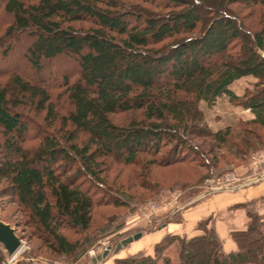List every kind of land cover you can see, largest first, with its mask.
<instances>
[{"label":"trees","instance_id":"obj_1","mask_svg":"<svg viewBox=\"0 0 264 264\" xmlns=\"http://www.w3.org/2000/svg\"><path fill=\"white\" fill-rule=\"evenodd\" d=\"M3 1L2 9L12 20L0 37L5 63L13 60V48L3 46L4 41L12 44L23 36L32 41L23 61L36 73L42 74L46 63L61 60L77 67L76 78L53 80L61 90L57 99L69 107L61 117L46 83L32 85L16 75L11 99V91L0 81V128L7 137L0 161V179L8 183L4 195L24 210L57 256L79 258L85 252L62 230H90L101 201L81 181L106 190L104 160L129 166L150 155L151 164L163 168L195 160L211 166L194 139L226 147L232 128L210 129L200 104H212L223 95L236 101L230 86L242 78L264 85V29L248 28L246 17L234 9H257L264 19V0ZM26 101L45 113L51 129L56 126L31 150L24 148L28 128L17 110ZM242 105L255 116L252 125L264 128V91L247 95ZM119 116H128L130 123L116 124ZM244 126L240 122L237 128ZM245 133L259 139L254 131ZM165 147H171L170 152L158 158ZM107 190L101 194L107 193L117 207L128 203L121 199L123 194ZM234 208L246 209L249 218L246 230L232 233L238 251L226 253L214 227L208 237V219L199 225L205 235L181 242V264H264V222L254 219L249 204ZM176 240L182 241L169 234L154 247L157 260ZM205 243L211 250L198 253ZM157 260L137 255L119 258L116 264ZM5 262L0 250V264ZM164 264L171 261L164 259Z\"/></svg>","mask_w":264,"mask_h":264},{"label":"rangeland","instance_id":"obj_2","mask_svg":"<svg viewBox=\"0 0 264 264\" xmlns=\"http://www.w3.org/2000/svg\"><path fill=\"white\" fill-rule=\"evenodd\" d=\"M23 1L30 4L36 0ZM3 2V0H0V37L4 36L5 30L12 22L11 18L2 9ZM143 7L156 11L151 5H143ZM234 9L246 17L248 28L253 27V30L257 31L264 29V19L261 17L260 11L242 7H234ZM84 27L85 29L90 28L88 25H84ZM31 42L28 37L23 36L12 44L7 40L4 41L3 46H11L13 48V60L11 59L10 64L5 63L3 52L6 47L0 48V81L11 91V99L13 98L16 75H20L32 85L41 86L42 82L46 83L49 92L53 94V102L59 112V116H65L69 107L64 104L65 102L63 103V101L57 99L61 90L54 87L55 82L53 80H60L65 75L76 78L77 67L70 61L61 60L60 62L46 63L42 74L36 73L23 61L26 48ZM235 52L239 51L235 50ZM230 89L238 97L236 101H231L230 98L223 95L212 104L206 102L200 104V108L205 115V121L210 129L220 131L226 130L228 127L232 128L231 143L226 147L218 146L211 139H194L198 146L203 147L205 155L212 162L211 166L204 162L202 163L200 160H195L184 165L163 168L159 165L151 164L153 158L150 155H142L137 164L127 166L112 158H108L104 160L105 165L102 167V178L106 180V190L101 188V191L107 192L108 187L112 192L123 194L121 199L124 203L127 201L128 203L121 207L114 205L112 198L110 199L107 193L101 194V191L93 188L94 185L92 186L85 179H82L81 183H83L84 189H89L96 200L101 201V205L95 208L93 224L88 232L82 233L70 227H65L62 230V234L66 238L72 242L79 243L82 250L85 248V252L79 258H65L52 254L41 239L40 234L36 233L24 210L15 203L12 197L4 195L8 188V183L0 179V221L10 225L21 240V247L14 256L9 255L4 246L0 244V250L5 256V261H12V264H90L87 253L93 248L100 246L103 242L108 241L112 247L111 254L101 264H116L120 252L115 251L124 239L138 233H143L146 236L168 225H180L186 231L180 234L168 233L167 235L180 237L182 241L176 240L167 248L160 259L157 260L154 249L141 251L134 255L128 254L129 246L135 241L125 246L128 254L125 258H132L137 255L150 257L154 261L157 260V264H164V259L168 258L171 264H181L184 260L181 242L185 241L187 243L193 238L205 235V231L199 228L200 222L211 219V223L205 228L210 234L208 237L214 235L213 217L200 220L193 228L187 227L188 224L186 222L188 219L185 218L187 211L195 208L206 198L213 196L203 195L207 191V181L228 175H232L237 179L238 182L236 184L250 183L259 179L257 183L248 184L244 188L228 190L240 191L256 186L262 181L261 179L264 175V162L255 165L252 161L255 155L264 154V128L252 125L255 116L251 110L244 108L242 105L247 95L254 94L260 90L264 91V85H261L259 80L255 78L247 77L234 82ZM17 110L23 114L28 128L24 144L26 150L38 148L48 134L55 132L56 126L51 129L49 122L44 119L45 113L39 114L36 107L32 106L29 101L23 103ZM114 121L116 124L124 126L130 123V118L128 116H119ZM240 122L244 123L245 126L237 128ZM252 131L258 134L259 139H251L252 137L247 136L245 133H251ZM81 139L83 140L82 142L86 140L85 137ZM6 141L7 137L0 128V161L4 157L2 150ZM233 146L235 147L233 148ZM170 150L171 147H165L158 158L167 156ZM244 152L246 153L245 156L233 157V154L238 155ZM149 203H155L159 210L151 212V209L147 208ZM260 204L257 201L252 202L249 204L248 209L255 216L254 219L259 218L264 222V218L258 211ZM210 250L211 247L205 243L200 245L198 253L206 254ZM217 250L219 251V249ZM184 253L186 254V252Z\"/></svg>","mask_w":264,"mask_h":264},{"label":"crops","instance_id":"obj_3","mask_svg":"<svg viewBox=\"0 0 264 264\" xmlns=\"http://www.w3.org/2000/svg\"><path fill=\"white\" fill-rule=\"evenodd\" d=\"M256 186L238 191H223L206 198L195 208L187 211L185 218L187 227H192L200 220L213 217L214 229L223 243L226 253L238 251V246L232 238V233L246 230L249 218L246 209H235L238 205L251 204L252 202H260L258 211L264 218V175ZM183 230L180 225H168L160 228L157 232L148 234L135 241L129 246L128 254L134 255L141 251H151L160 243L168 233L180 234ZM118 258H125L127 249L124 247Z\"/></svg>","mask_w":264,"mask_h":264},{"label":"built area","instance_id":"obj_4","mask_svg":"<svg viewBox=\"0 0 264 264\" xmlns=\"http://www.w3.org/2000/svg\"><path fill=\"white\" fill-rule=\"evenodd\" d=\"M253 164L257 165L259 163L264 162V154L255 155L252 158ZM259 180V179H258ZM258 180H253L252 182H244L242 184H236L238 181L237 179L232 176L228 175L218 179H210L207 181L206 184V192L203 194L204 196L214 195L218 192L228 191V190H237L244 188L248 184L257 183ZM147 208L151 209V212H157L159 207L155 203H149ZM111 251L112 247L108 241L103 242L100 246L93 248L90 250L87 255L90 260V264H101L103 261H95L99 256H102L106 251ZM5 264H12L11 262H5Z\"/></svg>","mask_w":264,"mask_h":264},{"label":"water","instance_id":"obj_5","mask_svg":"<svg viewBox=\"0 0 264 264\" xmlns=\"http://www.w3.org/2000/svg\"><path fill=\"white\" fill-rule=\"evenodd\" d=\"M143 237V233H138L134 236L128 237L122 241L116 248L115 252H119L123 247L138 241ZM0 244L4 246L9 255L14 256L21 247V240L16 235L15 230L8 224L0 221ZM111 251H106L102 256H99L95 261H103L109 257Z\"/></svg>","mask_w":264,"mask_h":264}]
</instances>
